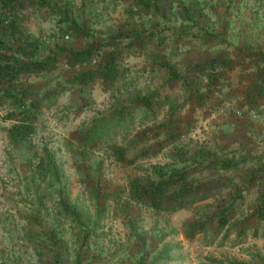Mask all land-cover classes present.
<instances>
[{"label": "rangeland", "instance_id": "obj_1", "mask_svg": "<svg viewBox=\"0 0 264 264\" xmlns=\"http://www.w3.org/2000/svg\"><path fill=\"white\" fill-rule=\"evenodd\" d=\"M46 1H0V264H264V0Z\"/></svg>", "mask_w": 264, "mask_h": 264}, {"label": "trees", "instance_id": "obj_2", "mask_svg": "<svg viewBox=\"0 0 264 264\" xmlns=\"http://www.w3.org/2000/svg\"><path fill=\"white\" fill-rule=\"evenodd\" d=\"M1 2L4 1V4H7V3H11L12 1L14 2H17L19 0H0ZM40 1H44V0H40ZM6 2V3H5ZM51 2V0H47L46 3L47 5ZM42 4L44 2H41ZM17 6H21V4H18ZM64 14V17H65V21L67 23H69V25L73 26L74 28H76L77 26V23L75 22V20L73 19H69L68 15L66 14V12H63ZM79 30L81 32H85L86 29L84 27H81L79 28ZM89 52L88 49H85V50H80V51H76V52H71V55H74V56H77V55H82V56H86V54ZM23 54H26L28 55L29 57L32 56V54H28V52L24 51ZM115 60L114 58H111L109 59V61L106 62L105 66L102 67L101 69V76L104 80H113L114 77H115ZM167 67V70L169 71V73L171 75H175L176 72L175 70L170 67L169 65L166 66ZM22 127V128H21ZM11 132L13 131H16V133L18 134L19 137H26L27 135H30L29 133L31 132L28 131L27 128H23V126L19 125V124H13L12 125V128H11ZM41 164H45V167H46V171L48 172V174L50 175V177H52V179H58V172H57V166L55 164V162H53V159L51 158H48V159H41ZM151 188H147V189H144V196L149 198L150 201L153 203V204H157L159 203V201L157 199H159V190H160V187H158L157 185H153L151 184ZM264 201V199L262 198V202ZM180 207V206H179ZM178 207V208H179ZM177 208V207H176ZM175 208V209H176ZM202 224H195V223H189V227L192 229V232H195L196 230H199L201 231L202 228L200 227ZM188 235V234H187Z\"/></svg>", "mask_w": 264, "mask_h": 264}]
</instances>
